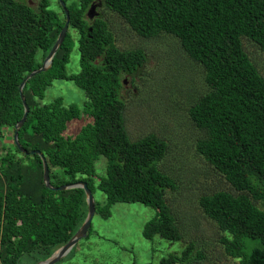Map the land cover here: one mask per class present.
<instances>
[{
	"label": "trees",
	"instance_id": "1",
	"mask_svg": "<svg viewBox=\"0 0 264 264\" xmlns=\"http://www.w3.org/2000/svg\"><path fill=\"white\" fill-rule=\"evenodd\" d=\"M35 1L0 0V140L23 116L22 81L42 67L65 23L58 0ZM62 1L69 15L66 36L51 67L22 90L29 111L18 143L26 153L13 136L11 146L0 149V264L47 259L87 215L82 189L44 186L41 158L32 151L46 160L53 187L83 181L93 195L95 189L103 193L105 204L95 200V214L108 218L114 203H139L155 210L143 227L145 239L183 240L167 199L175 181L159 169L167 141L153 133L132 140L125 126L121 92L146 55L116 45L103 8L139 37L173 36L202 67L208 89L188 114L204 133L197 152L229 188L200 196L198 206L219 232L227 257L238 264H264V77L244 48L246 40L264 51V0ZM92 4L96 15L89 19ZM74 49L80 70L72 74L66 66ZM54 81L73 82L84 93L82 104L65 105L61 98L43 104ZM82 117L90 121L76 135L65 136L67 125ZM100 157L106 159L105 176L94 168ZM194 251L187 243L158 264L198 263L203 256Z\"/></svg>",
	"mask_w": 264,
	"mask_h": 264
},
{
	"label": "rangeland",
	"instance_id": "2",
	"mask_svg": "<svg viewBox=\"0 0 264 264\" xmlns=\"http://www.w3.org/2000/svg\"><path fill=\"white\" fill-rule=\"evenodd\" d=\"M29 4L35 5L36 1L29 0ZM100 12L118 47L141 49L146 55L145 64L121 92L126 106L125 126L132 140L153 133L167 141L169 149L159 169L175 181L176 190L168 191L167 199L183 240L171 243L158 237L145 239L143 227L155 216V210L139 203H114L108 218L94 214L88 236L80 239L56 264H158L168 253H179L187 243L194 244V254L202 253L203 259L195 264H238L224 254L219 232L198 206L200 196L229 188L197 152L198 140L204 133L195 127L188 114L190 106L208 89L202 67L185 55L173 36L144 39L117 15L104 8ZM244 48L264 77V51L246 40ZM66 69L72 74L80 70L76 49ZM56 98H61L65 105H81L85 99L83 91L70 81H54L42 103ZM89 121L86 117L71 121L64 135H76ZM4 133L0 149L11 146L13 130L6 129ZM105 166L104 157L94 163L98 176H105ZM93 196L105 204V196L99 190L95 189ZM247 243L257 245L254 240Z\"/></svg>",
	"mask_w": 264,
	"mask_h": 264
},
{
	"label": "water",
	"instance_id": "3",
	"mask_svg": "<svg viewBox=\"0 0 264 264\" xmlns=\"http://www.w3.org/2000/svg\"><path fill=\"white\" fill-rule=\"evenodd\" d=\"M58 1L61 5V8H62L64 14H65V23H64V25H63V27H62L59 35H58L53 47L51 48L50 52L48 53V55L44 59L42 67L31 72L22 81V83L19 87V93H20L21 100L23 103L24 112H23V116H22L21 120L15 125V129L13 132V142L17 146L18 150L22 153H26V151L24 149H22V147L18 143V130L24 124L25 118H26L28 111H29L28 106H27L26 101H25V98L22 95V90L24 88V85L26 84V82L30 78L34 77L38 73L47 71L51 67L53 57L56 54L58 48L61 46V44H62V42L66 36L67 29H68V22H69L68 11L66 10L65 3L62 0H58ZM95 15H96L95 7H94V4H92L86 13V16H87V18L92 19ZM31 154H36L41 158L42 168H43V183H44V186L46 188L53 190V191H64V190L80 188L84 191V194H85V200H86V204H87V215H86V218H85L83 224L79 227V229L76 231V233L71 237V239L67 243H65L63 246L59 247L47 259L37 263V264H56L61 258H63L65 255H67V253L74 247V245L80 239L85 238L86 235L88 234L89 228L91 226L92 218L95 214V199H94V196L91 193L90 189L87 187V184L83 181H78V182L73 183V184H66V185H62L59 187H53L50 184L49 170H48L47 162L44 159L43 155L40 153V151H32Z\"/></svg>",
	"mask_w": 264,
	"mask_h": 264
},
{
	"label": "flooded vegetation",
	"instance_id": "4",
	"mask_svg": "<svg viewBox=\"0 0 264 264\" xmlns=\"http://www.w3.org/2000/svg\"><path fill=\"white\" fill-rule=\"evenodd\" d=\"M94 6H95V5H94ZM130 79H132L131 76H129V77L127 78V81L125 80V82H124V84H125V88H126L127 83L130 82Z\"/></svg>",
	"mask_w": 264,
	"mask_h": 264
},
{
	"label": "bare ground",
	"instance_id": "5",
	"mask_svg": "<svg viewBox=\"0 0 264 264\" xmlns=\"http://www.w3.org/2000/svg\"><path fill=\"white\" fill-rule=\"evenodd\" d=\"M55 251H56V250H55ZM55 251H54V252H55ZM54 252H53V253H54Z\"/></svg>",
	"mask_w": 264,
	"mask_h": 264
}]
</instances>
